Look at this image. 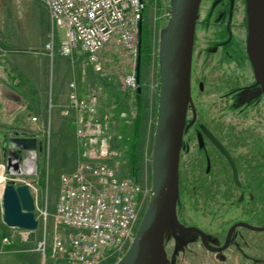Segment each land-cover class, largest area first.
<instances>
[{
  "label": "rangeland",
  "instance_id": "374dc122",
  "mask_svg": "<svg viewBox=\"0 0 264 264\" xmlns=\"http://www.w3.org/2000/svg\"><path fill=\"white\" fill-rule=\"evenodd\" d=\"M143 2L146 9L142 21L141 40L144 36L149 49H145L143 54L140 49V84L147 108L142 116L138 143L140 161L137 180L146 191L144 205L146 209L152 185L151 155L157 109V49L163 3L162 0ZM214 20L218 22L217 19ZM213 35L214 33L211 35L212 38ZM53 37L54 52L50 54L46 44ZM62 38L63 30L53 31L49 10L43 0H0V67L7 68L8 75L12 77L9 82L12 81L14 85L9 86H12L10 90L14 91L18 98L16 100L23 97L22 85H25L27 90L26 96L29 95L27 102L30 107L15 113V124L22 125L15 126V129L32 134L38 140L34 171L25 172L22 169L17 174H7L5 147L9 143H6L7 139L3 132L9 136V131L0 130L2 132L0 165H5L3 176L6 181L14 178L17 183L31 184V191L36 201V217L39 225L45 222L48 236L45 257L34 256L27 252L26 243L21 241L18 228L9 227L2 220L0 195V264H62L53 252L52 234L55 230L63 231V228L56 225L52 213L58 199L61 174L76 168L77 145L70 117L65 115L62 107L59 108L57 101L60 96H64L71 80L80 82L83 79L81 83L84 89L92 87L99 91L102 116L109 117L113 129L122 133L124 137L121 142L123 154L118 169L119 174L132 176L128 148L136 108L135 95L131 94L124 84V77L128 72L127 66L121 61V55H115L113 58L109 57V61L106 60L103 71L96 72L88 56L75 58L76 56L62 55L59 52ZM83 64L86 66L85 75H83ZM8 93L11 95L10 91ZM122 112L126 114L124 118L121 116ZM34 116L37 117L36 120L32 119ZM19 153L24 168L29 155L26 150H21ZM46 210L48 216L44 219ZM5 236L11 239L12 245L5 244ZM128 246L124 251L101 264L115 262L126 252Z\"/></svg>",
  "mask_w": 264,
  "mask_h": 264
},
{
  "label": "water",
  "instance_id": "95a60500",
  "mask_svg": "<svg viewBox=\"0 0 264 264\" xmlns=\"http://www.w3.org/2000/svg\"><path fill=\"white\" fill-rule=\"evenodd\" d=\"M162 3L151 194L128 249L111 264H174L193 238L191 233L196 231L186 227L180 217L181 156L187 152L190 129L205 127L192 97L194 69L203 68L211 54H215L213 63L221 64L223 71L231 74L235 62L246 57L264 94V0H162ZM141 34L142 23L140 47ZM141 92L140 84L138 93ZM222 94H229V90ZM6 139L7 174H17L20 150L37 149L38 140L24 131H14ZM1 201L3 222L9 227L26 229V240L35 242L39 220L29 184L9 178Z\"/></svg>",
  "mask_w": 264,
  "mask_h": 264
},
{
  "label": "built area",
  "instance_id": "2783aa9c",
  "mask_svg": "<svg viewBox=\"0 0 264 264\" xmlns=\"http://www.w3.org/2000/svg\"><path fill=\"white\" fill-rule=\"evenodd\" d=\"M43 2L48 7L53 31L63 30L59 52L71 57L78 52L87 55L96 72L105 69L109 57L121 55V61L128 68L125 87L135 95L140 86L137 67L144 16L142 1ZM53 39L46 44L50 54L54 52ZM100 100L98 90L90 87L82 92L76 80L69 82L64 113L73 125L77 164L73 171L61 174L58 199L52 213L56 225L63 228L52 234L53 252L62 264H101L124 251L134 237L146 203V191L140 183L130 175L119 174L124 137L113 129L109 117L102 116ZM121 116L124 118L126 114L122 112ZM36 150H26L29 155L27 167L23 168L20 162L19 172L22 169L26 172L29 161L34 162ZM34 166L35 162L30 171H34ZM44 215L47 219V210ZM17 230L26 240L28 231ZM4 242L12 245L8 236L4 237ZM47 242L44 222L37 229L33 249L45 257Z\"/></svg>",
  "mask_w": 264,
  "mask_h": 264
},
{
  "label": "flooded vegetation",
  "instance_id": "af4514ba",
  "mask_svg": "<svg viewBox=\"0 0 264 264\" xmlns=\"http://www.w3.org/2000/svg\"><path fill=\"white\" fill-rule=\"evenodd\" d=\"M214 59L193 71L205 127L181 156L180 217L196 231L174 264H264V94L246 57L231 74Z\"/></svg>",
  "mask_w": 264,
  "mask_h": 264
},
{
  "label": "crops",
  "instance_id": "0c3cea01",
  "mask_svg": "<svg viewBox=\"0 0 264 264\" xmlns=\"http://www.w3.org/2000/svg\"><path fill=\"white\" fill-rule=\"evenodd\" d=\"M50 14V13H49ZM51 17V16H50ZM85 54H82L81 52L76 53V57L75 58H80L81 56H83ZM87 56V55H86ZM115 55H112L111 58H113ZM7 76H6V73ZM9 79H12V77H10L8 75V70L7 68L4 67H0V128H4V129H0V130H8V134L10 136V134L12 135L14 133V131H20L17 129H15V126H22L20 124H15V113L16 111L20 112L21 110H23L24 108H29V102H27V100H29V98L27 99L26 96L27 90L25 89V85L23 86L22 89V95L21 98H19V100H16L18 98H16L17 96H15L14 91H11V87L9 85H14V83L12 81L9 82ZM83 80V79H82ZM82 80L80 82H78L79 86L81 87L82 92H85L86 89H84L82 87ZM8 91L11 92V95L8 93ZM17 95V94H16ZM68 97H69V88L68 90L64 93V96H60L59 100L57 101L59 108L62 107V109L64 110V108L67 106L68 104ZM6 127V128H5ZM21 132V131H20ZM0 135H2V132H0ZM3 135H6L5 132H3ZM7 146V144H6ZM22 242L26 243V248L25 250L27 252H29L32 255H38L40 256V252L36 251L33 249L34 247V242H28L27 240H24L21 238ZM30 243V245H28Z\"/></svg>",
  "mask_w": 264,
  "mask_h": 264
},
{
  "label": "trees",
  "instance_id": "16d2710c",
  "mask_svg": "<svg viewBox=\"0 0 264 264\" xmlns=\"http://www.w3.org/2000/svg\"><path fill=\"white\" fill-rule=\"evenodd\" d=\"M143 37L144 36H142V44L140 48L142 54L145 51V49L147 50L149 49ZM134 101H135V108H136L135 114L136 115H135L134 122H133V129H132L131 137H130L131 139L129 140L128 158H129V163L131 165V175L137 180L138 171H139V161H140L138 143L140 139L142 116L147 108V106L144 104V101H143V89L141 93H138V91H136L135 96H134Z\"/></svg>",
  "mask_w": 264,
  "mask_h": 264
},
{
  "label": "bare ground",
  "instance_id": "6f19581e",
  "mask_svg": "<svg viewBox=\"0 0 264 264\" xmlns=\"http://www.w3.org/2000/svg\"><path fill=\"white\" fill-rule=\"evenodd\" d=\"M34 165V162L32 160L29 161L28 163V168L27 170H32L31 168L33 167ZM4 171H5V168L3 165H0V191L2 192L3 189H4V183H5V179H4ZM15 176V175H14Z\"/></svg>",
  "mask_w": 264,
  "mask_h": 264
}]
</instances>
